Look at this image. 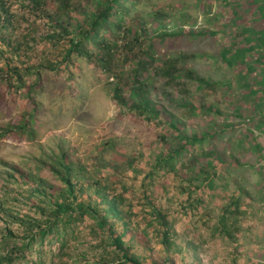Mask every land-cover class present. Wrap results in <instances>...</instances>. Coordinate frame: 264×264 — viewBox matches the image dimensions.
I'll use <instances>...</instances> for the list:
<instances>
[{
  "label": "trees",
  "instance_id": "obj_1",
  "mask_svg": "<svg viewBox=\"0 0 264 264\" xmlns=\"http://www.w3.org/2000/svg\"><path fill=\"white\" fill-rule=\"evenodd\" d=\"M56 1L53 9H50L47 0H0V98H6L1 104L12 111L14 96L6 95L13 88L18 91L26 87L25 95L30 101L22 121L11 123V120L0 129V139L18 140L27 134L32 136V123L38 120L39 113V104L34 96L42 85V74L46 72L48 77L54 73L52 80L55 81L49 86L61 94L68 81L77 85V79L82 77L79 71L68 73L65 80H61L63 86L58 88L59 75L72 59L85 60L101 69L107 78H112L109 82L110 94L120 108V117L156 121L158 126L166 127L170 134L162 133L163 140L173 134L172 139L177 141L172 152L168 154L163 151L160 154L149 175H153L157 169L175 168L180 159L183 166L199 162L194 170L195 176H192L198 183L194 186L195 195L190 200L192 206L201 204L202 193L211 191L215 186V178L219 170L224 169L225 163L241 164L235 157L227 161L225 151L216 148L215 141L241 128L244 135L251 139L250 148L257 153L253 167L260 176L259 183L264 194V0H222L231 10L224 18H220L218 13L213 16L212 19L216 17V21L221 22L216 26L218 30L172 26V30L158 28L152 34H149L145 15L128 17L140 0ZM15 3L19 7L14 8ZM26 10L38 13L45 19L47 28L39 35L34 23L31 29L18 32L21 22L26 19ZM220 32L226 33L228 42L213 55L185 51L162 54L157 49L158 41L168 38H201ZM38 38L43 41L42 44ZM51 45L59 51L58 57H62L50 56L45 65L31 64L22 69L7 56L8 52L15 54L19 48L26 51L40 47L51 50ZM198 56H212L229 67L235 66L237 78H241L242 85L246 87V94L242 95L250 96L252 107L243 109L241 105H231L229 112L215 103L206 104L195 97L196 90L214 92L222 84L232 83L229 79L215 80L212 76H204L193 66L187 65L188 61L196 60ZM34 74L38 75L37 80L27 84L26 75ZM82 99L83 95L77 96L78 101ZM193 113L210 116V125L197 130L189 121ZM109 143L108 140L103 149L107 150ZM184 153L187 154L182 157ZM133 161L128 160L130 165ZM41 164L56 182L38 175L34 177V186L29 189V196H38L29 202L33 214L19 215L14 212L13 206L6 208V202L20 203L18 196L13 195L8 201L0 200V219L19 224L17 229L9 224L0 228V264H44L42 258L30 260L35 244L46 237L56 236L62 242V251L67 244V236L73 233L77 223L83 221L86 215L93 221V234L101 237L104 244L111 248L104 257L105 264H178L174 253H181L182 250L174 239L169 215L152 204L148 196L146 199L152 208L148 214L149 221L158 226L165 251L163 260L154 259L151 263L145 262L146 256L142 253L130 252L123 234L116 232L117 219H123V224L129 226L125 221L129 213L124 210L126 200L123 189L118 192L93 174L86 177L84 165L70 158L65 150L54 152L48 162ZM28 177L26 183L32 179ZM181 177L188 179L189 174L182 173ZM240 212V202L234 199L218 217L216 227L232 235L227 227L235 223L234 218ZM108 213L113 218H109ZM129 234V239L138 237L135 230L129 231ZM64 256L68 257V254Z\"/></svg>",
  "mask_w": 264,
  "mask_h": 264
},
{
  "label": "rangeland",
  "instance_id": "obj_2",
  "mask_svg": "<svg viewBox=\"0 0 264 264\" xmlns=\"http://www.w3.org/2000/svg\"><path fill=\"white\" fill-rule=\"evenodd\" d=\"M47 2L50 9L57 3L56 0ZM228 6L222 0H140L128 17L145 15L149 34L158 28L172 30V26L213 31L218 30L216 26L221 24L216 21V17L212 19L213 16L218 13L220 18H224L231 10ZM17 7L18 3H15L14 8ZM157 11L161 13L157 14ZM44 21L40 14L26 10V19L21 22L18 32L31 29L34 23V27L39 29V35L47 28ZM225 35L220 32L201 38H168L158 41L157 49L162 54L185 51L213 55L228 42ZM38 41L41 44L43 42L40 38ZM50 48L44 50L40 47L29 51L19 48L15 54L10 55L8 52L7 56L15 66L22 69L31 64L45 65L50 56L58 57L56 47L51 45ZM187 65L215 80H232V83L222 84L214 92L196 90L195 97L201 98L206 104L215 103L229 112L231 105H241L243 109L252 107L250 96L242 95L246 94V87L242 85L241 78H237L235 66L229 67L212 56H198L196 60L188 61ZM78 71L82 79H77V85L68 81V86L61 94L49 86L55 81L52 80L54 73L47 77L46 72H42V85L34 96L39 104V113L38 120L32 123L33 135L27 134L18 140L0 139V200L8 201L13 195L21 200L15 204L6 202V208L13 206L14 212L19 215L33 214L29 202L38 196H29V189L34 186V177L38 175L56 182L41 162H48L54 152L65 150L70 158L84 165L86 177L93 174L118 192L124 190V210L129 213L125 221L129 226L123 224V219H117L116 232L123 234L130 252L146 256V263L154 259L163 260L165 256L158 226L149 221L148 214L152 210L150 200L169 215L174 239L182 250L181 253H174L178 264H264V194L259 183L260 176L253 167L257 153L250 148L251 139L244 135V130H233L215 141L216 148L225 151L227 161L235 157L241 164L236 166L226 162L224 169H220L215 178V186L211 191L202 193L201 204L192 206L190 199L195 195L194 186L198 183L192 176H195L194 170L200 163L183 166L180 159L175 168L157 169L153 175H149L160 154L163 151L169 154L177 144L172 139L173 134L163 140L161 134L169 132L166 127L158 126L156 121L120 117V108L110 94L109 82L112 78H107L101 69L85 60L72 59L59 75L56 86H63L60 83L65 80L66 74ZM37 77V74L26 75L27 84L36 81ZM16 89L7 91L6 95L14 96L12 111L1 104L6 98H0V129L11 120V123L22 121V115L29 107L26 87L18 91ZM78 95H83L82 101L77 100ZM190 116L189 121L193 122L190 125L193 124L197 130L210 125V116L200 113ZM108 140L109 148L105 150L103 148ZM205 146L208 145L205 143ZM130 159L134 160L132 165L128 162ZM182 173H188L192 180L183 179ZM28 176L32 179L26 183ZM234 199L239 200L241 212L236 214L235 223L227 227L232 235H227L226 230L224 232L216 224L218 217ZM108 217L113 218L110 213ZM92 222L88 215L79 221L73 233L67 236V244L62 251V242L56 236L39 240L30 260L42 258L44 264H105L104 257L111 248L104 244L101 237L93 234ZM7 224L14 229L19 225L18 222L0 219L1 229ZM131 230H135L138 237L129 239ZM65 253L68 257L64 256Z\"/></svg>",
  "mask_w": 264,
  "mask_h": 264
}]
</instances>
